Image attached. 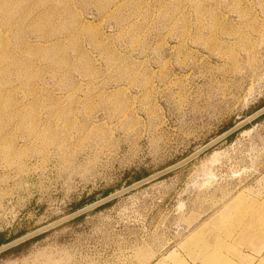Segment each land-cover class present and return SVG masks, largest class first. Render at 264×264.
Returning <instances> with one entry per match:
<instances>
[{
  "label": "rangeland",
  "instance_id": "obj_1",
  "mask_svg": "<svg viewBox=\"0 0 264 264\" xmlns=\"http://www.w3.org/2000/svg\"><path fill=\"white\" fill-rule=\"evenodd\" d=\"M263 107L264 0H0V232L58 221ZM258 117L0 264H264Z\"/></svg>",
  "mask_w": 264,
  "mask_h": 264
},
{
  "label": "water",
  "instance_id": "obj_2",
  "mask_svg": "<svg viewBox=\"0 0 264 264\" xmlns=\"http://www.w3.org/2000/svg\"><path fill=\"white\" fill-rule=\"evenodd\" d=\"M263 113H264V107L262 109H260L259 111H257L256 113H254L248 119H246L244 121H241L240 123H238L237 125H235L231 129L227 130L226 132L221 134L219 137H217L213 141L207 143L203 148H201L200 150H198L195 153L191 154L190 156L186 157L185 159L179 161L178 163H176L174 165H171V166H169V167H167V168H165V169H163V170H161V171H159V172H157V173H155V174H153V175H151V176H149L147 178H144V179H142L140 181H137V182L129 185L128 187H126L124 189H121V190H119V191H117V192H115V193H113L111 195H108L107 197H105V198H103V199H101L99 201H96V202H94V203H92V204H90V205H88V206H86V207H84V208H82V209H80V210H78V211H76V212H74V213H72V214L60 219V220H58V221H55V222H53V223H51V224H49L47 226L41 227V228L31 232V233H28V234H26L24 236H21V237L15 239L13 241H10V242L0 246V252L5 251V250H7V249H9V248H11L13 246H16V245H18V244H20V243H22V242L34 237V236L40 234V233H42V232H44V231H46V230H48V229H50V228H52V227H54L56 225H59V224L65 222L67 220H70V219H72L74 217H77V216H79V215H81V214H83V213H85V212H87V211H89V210L101 205V204H104V203H106V202H108V201H110V200H112V199H114V198H116V197H118V196H120L122 194H125V193H127V192H129V191H131V190H133V189L145 184V183H148L149 181H152L153 179H156V178H158V177H160V176H162V175H164L166 173H169V172L173 171L174 169H176V168L188 163L189 161H191L196 156L200 155L204 151H206L209 148H211L212 146H214L216 143L220 142L221 140L225 139L229 135H231L234 132H236L238 129H240L248 121L258 117L259 115H261Z\"/></svg>",
  "mask_w": 264,
  "mask_h": 264
},
{
  "label": "trees",
  "instance_id": "obj_3",
  "mask_svg": "<svg viewBox=\"0 0 264 264\" xmlns=\"http://www.w3.org/2000/svg\"><path fill=\"white\" fill-rule=\"evenodd\" d=\"M262 116H264V114L261 115L260 117H258V119H260ZM233 125H234V124H230L226 129H224V131L228 130V129L231 128ZM224 131H222V132H224ZM234 137H235V133L232 134V135H230V136L228 137V139H232V138H234ZM180 160H181V159H180ZM178 161H179V160H178ZM173 163H174V162L170 163V165L173 164ZM134 174H135V176L133 177L132 180H130V181L128 182L127 185H130V184H132V183H134V182H136V181H139V180H141V179H143V178L149 176V175L152 174V173L147 172V171H144V172H142V173L136 171ZM169 174H170V173H169ZM169 174H167V175H169ZM165 176H166V175H165ZM117 189H119V188H117ZM113 191H115L113 188H112V189H107V190H105V191L102 193V196H101V197H105V196L111 194ZM96 200H98V199L95 197V195H90V196H88V197H83L80 201H78L77 203H75V204L71 207V210H70L69 213H72V212H74V211H76V210H79L80 208H82V207H84V206H86V205H88V204H90V203H93V202H95ZM116 201H117V199H113V200H111V201H109V202H107V203H104V204L98 206V207L95 208L94 210H98V209L104 208V207H106V206H108V205H111V204L115 203ZM84 216H85V214H82V215H80V216H78V217H76V218H74V219H72V220H70V221H68V222H71V221H73V222H78V221L82 220V219L84 218ZM29 231H31V230H26V229H24V230H21V231L17 232V233L14 234V235H9V236H7V233H6V232L1 231V232H0V246L4 245V244H6V243H8V242H10V241H12V240H15V239H17V238H19V237H21V236H23V235H25V234L28 233ZM43 234H44V233H43ZM43 234H40V235H38V236H36V237H34V238H32V239H29V240H27V241H25V242H23V243L17 245V246H14V247H12V248H10V249H7L6 251L1 252V253H0V257H3V256H5V255H7V254H9V253H13V252L19 251L20 249L24 248V247L27 246L29 243H31L33 240H36V239L40 238L41 236H43Z\"/></svg>",
  "mask_w": 264,
  "mask_h": 264
}]
</instances>
